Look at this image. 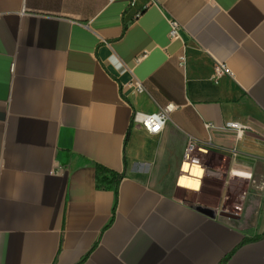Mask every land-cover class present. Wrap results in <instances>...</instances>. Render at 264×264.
Returning <instances> with one entry per match:
<instances>
[{"label": "crops", "instance_id": "0c3cea01", "mask_svg": "<svg viewBox=\"0 0 264 264\" xmlns=\"http://www.w3.org/2000/svg\"><path fill=\"white\" fill-rule=\"evenodd\" d=\"M169 102L160 133L131 123ZM94 163L125 174L114 214ZM0 264H264V0H0Z\"/></svg>", "mask_w": 264, "mask_h": 264}, {"label": "built area", "instance_id": "2783aa9c", "mask_svg": "<svg viewBox=\"0 0 264 264\" xmlns=\"http://www.w3.org/2000/svg\"><path fill=\"white\" fill-rule=\"evenodd\" d=\"M180 24L178 21L174 19L169 20V38L174 39L179 37ZM178 64L180 66H184L185 64V55L181 54L178 57ZM222 75H231L229 69L223 63H215L213 68V78L217 79ZM133 86L135 89L141 91L143 89L142 85L138 81L133 82ZM176 105L174 103H166L161 106L156 112L145 113L141 111H134L131 117V123L143 128L149 134H158L160 133L166 123L169 120V115L176 109ZM214 125L211 123H204V127L206 130H209ZM227 128H235L240 129L239 123L237 122H227L225 124ZM207 141H199L198 139L188 135L186 137L185 145L181 154L178 174L175 179V186L180 189L192 190L186 187H181L178 185L177 180L180 176H186L189 178H197L192 173L193 167H199L202 170V175L199 179L201 181L202 176L205 172V166L202 162V155L206 154L207 149Z\"/></svg>", "mask_w": 264, "mask_h": 264}, {"label": "trees", "instance_id": "16d2710c", "mask_svg": "<svg viewBox=\"0 0 264 264\" xmlns=\"http://www.w3.org/2000/svg\"><path fill=\"white\" fill-rule=\"evenodd\" d=\"M125 24H123L122 30H124ZM95 169V187L102 190H112L114 192V202L112 212L114 214L116 202H117V191L120 180L125 176L124 172H117L111 170L101 164L94 163Z\"/></svg>", "mask_w": 264, "mask_h": 264}, {"label": "rangeland", "instance_id": "374dc122", "mask_svg": "<svg viewBox=\"0 0 264 264\" xmlns=\"http://www.w3.org/2000/svg\"><path fill=\"white\" fill-rule=\"evenodd\" d=\"M172 170H151L150 177L156 181V188L164 190L168 188V183L170 181V175ZM180 189V188H179ZM185 197L193 198V194H190V190L180 189Z\"/></svg>", "mask_w": 264, "mask_h": 264}, {"label": "bare ground", "instance_id": "6f19581e", "mask_svg": "<svg viewBox=\"0 0 264 264\" xmlns=\"http://www.w3.org/2000/svg\"><path fill=\"white\" fill-rule=\"evenodd\" d=\"M191 171L196 177L201 176L202 172L199 167H193ZM177 183L181 187H186L193 190L198 189L200 184L198 178H189L186 176H180L177 180Z\"/></svg>", "mask_w": 264, "mask_h": 264}, {"label": "water", "instance_id": "95a60500", "mask_svg": "<svg viewBox=\"0 0 264 264\" xmlns=\"http://www.w3.org/2000/svg\"><path fill=\"white\" fill-rule=\"evenodd\" d=\"M200 210L211 218H214L217 214V211L215 209H211V208L201 207ZM220 214H222V213L220 212ZM222 215H225V214H222Z\"/></svg>", "mask_w": 264, "mask_h": 264}]
</instances>
